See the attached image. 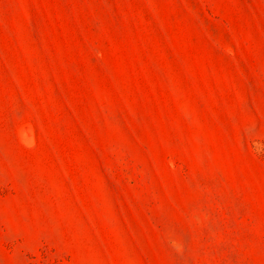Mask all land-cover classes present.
<instances>
[{
  "label": "rangeland",
  "instance_id": "1",
  "mask_svg": "<svg viewBox=\"0 0 264 264\" xmlns=\"http://www.w3.org/2000/svg\"><path fill=\"white\" fill-rule=\"evenodd\" d=\"M0 264H264V0H0Z\"/></svg>",
  "mask_w": 264,
  "mask_h": 264
}]
</instances>
